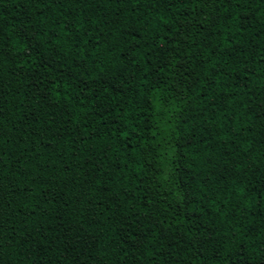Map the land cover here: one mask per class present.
Masks as SVG:
<instances>
[{
    "label": "trees",
    "instance_id": "1",
    "mask_svg": "<svg viewBox=\"0 0 264 264\" xmlns=\"http://www.w3.org/2000/svg\"><path fill=\"white\" fill-rule=\"evenodd\" d=\"M0 264H264V0H0Z\"/></svg>",
    "mask_w": 264,
    "mask_h": 264
}]
</instances>
